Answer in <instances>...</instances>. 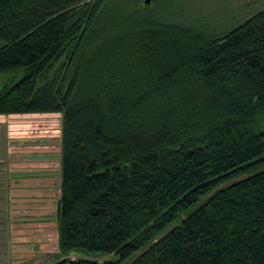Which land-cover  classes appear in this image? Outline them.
Instances as JSON below:
<instances>
[{"label": "trees", "instance_id": "16d2710c", "mask_svg": "<svg viewBox=\"0 0 264 264\" xmlns=\"http://www.w3.org/2000/svg\"><path fill=\"white\" fill-rule=\"evenodd\" d=\"M111 7L0 0V114H62L60 250L118 255L52 264H264V10L204 38Z\"/></svg>", "mask_w": 264, "mask_h": 264}, {"label": "crops", "instance_id": "0c3cea01", "mask_svg": "<svg viewBox=\"0 0 264 264\" xmlns=\"http://www.w3.org/2000/svg\"><path fill=\"white\" fill-rule=\"evenodd\" d=\"M27 116L31 125L15 121ZM61 130L60 113L0 114V264L59 249Z\"/></svg>", "mask_w": 264, "mask_h": 264}, {"label": "rangeland", "instance_id": "374dc122", "mask_svg": "<svg viewBox=\"0 0 264 264\" xmlns=\"http://www.w3.org/2000/svg\"><path fill=\"white\" fill-rule=\"evenodd\" d=\"M110 1L111 4L114 5V7H111L110 11L121 10L125 14L128 13L136 22L144 23L148 20L155 24L176 22L190 27L193 31L203 35L204 38L231 31L255 14L264 10V0H152L153 2L148 6L145 5V0H122L121 4H119L121 0ZM117 2L118 4L116 6L119 7L115 6ZM10 75L11 73L9 72L0 74V90L4 84L9 81ZM29 118L31 117L27 116L24 117V119L15 121H23V124L31 125L29 123L35 121V118ZM57 140H55V144L51 146L55 145L56 148L59 143ZM38 244L40 245L41 243L38 242ZM56 251L57 252L52 251L43 255L40 253L31 254V256L35 255V258L29 259V263L26 264H52L58 261L60 255L63 256L60 247L59 249L57 248ZM38 256L40 259L37 260ZM67 256L79 258L90 257L99 262L105 260L116 261L118 259L117 254L102 252L88 255L76 251Z\"/></svg>", "mask_w": 264, "mask_h": 264}, {"label": "water", "instance_id": "95a60500", "mask_svg": "<svg viewBox=\"0 0 264 264\" xmlns=\"http://www.w3.org/2000/svg\"><path fill=\"white\" fill-rule=\"evenodd\" d=\"M151 2H152V0H145V1H144V3H145L146 6L150 5Z\"/></svg>", "mask_w": 264, "mask_h": 264}, {"label": "flooded vegetation", "instance_id": "af4514ba", "mask_svg": "<svg viewBox=\"0 0 264 264\" xmlns=\"http://www.w3.org/2000/svg\"><path fill=\"white\" fill-rule=\"evenodd\" d=\"M153 2V1H152Z\"/></svg>", "mask_w": 264, "mask_h": 264}]
</instances>
